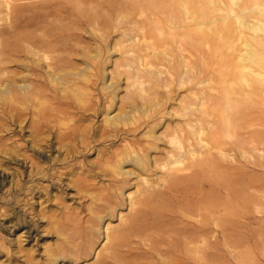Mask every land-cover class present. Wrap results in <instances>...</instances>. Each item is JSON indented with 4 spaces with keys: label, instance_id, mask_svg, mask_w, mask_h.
<instances>
[{
    "label": "rangeland",
    "instance_id": "rangeland-1",
    "mask_svg": "<svg viewBox=\"0 0 264 264\" xmlns=\"http://www.w3.org/2000/svg\"><path fill=\"white\" fill-rule=\"evenodd\" d=\"M215 4L0 0V92L71 127L0 108V264H264V0Z\"/></svg>",
    "mask_w": 264,
    "mask_h": 264
},
{
    "label": "bare ground",
    "instance_id": "bare-ground-1",
    "mask_svg": "<svg viewBox=\"0 0 264 264\" xmlns=\"http://www.w3.org/2000/svg\"><path fill=\"white\" fill-rule=\"evenodd\" d=\"M207 1H209V3H211V4H213V7L214 6L217 7V5L215 4V0H207ZM207 4L205 3V6ZM208 5L210 6V4H208ZM7 6H8V8L10 7L8 2H7ZM209 6H207V7L209 8ZM182 7H183L186 15L189 14L190 7L186 1H184L182 3ZM212 9H214V8H212ZM202 10H200V11H202ZM195 11H197V10H195ZM193 16H195V17L201 16L202 17V13H199V14L193 13ZM199 28L203 29V26H199ZM255 63L256 64L254 65V69H252V71H251L252 73L248 75V76L251 75L252 79L249 78L247 75L243 74L241 82L246 83L247 86L254 85L256 88H259L261 84H264V67H263V64L260 62H255ZM0 64H2V63H0ZM3 69L4 68L0 69V85L1 84L6 85V83H5L6 80L3 79V77L6 75V72L3 71ZM43 83H45V82L44 81H37L34 85V88L29 90L28 93L19 92L14 85L6 86L5 90L3 92H0V104H1L0 108H1L3 113L9 115L8 114V112H9V113L15 115L18 119L21 116H23L24 114H27V113L31 114L33 116L31 123L35 124L36 129H40L41 131L48 129L51 132L54 130L55 136L58 138H61L63 136V134L65 133V130L70 129L71 127H68V126H65V127L62 126L61 127L60 125L56 124V123H60V121L62 120V116H63L62 115V113H63L62 108H59L56 110V109L49 107L46 102H42V101L38 102L37 101L38 97L43 95L42 89H40L41 86L44 85ZM248 89H249V87L243 91L246 92ZM76 99L81 100V96L78 95ZM56 100L62 104L65 103V100L70 101V99L68 97L65 98L64 95L59 96L58 98L56 97ZM76 108H77V111H79V112H81V111H82V113L85 112V110L79 108L78 106H76ZM95 113H98L97 109H95ZM35 116H36V118H34ZM106 121L108 123L110 122L111 124L112 123L117 124L114 119L107 118ZM125 122H126L125 120H120V123H125ZM196 134H197V136H199L200 140L203 142V143L201 142L202 146H205L207 143H205V139H203V137H202L203 132H200V130H198L196 132ZM177 142L178 141L175 139L174 143H177ZM187 152H188V154L191 155L193 152V149L189 150ZM183 161H184V159H183ZM178 162H182V161L179 160ZM107 228H109V226H107Z\"/></svg>",
    "mask_w": 264,
    "mask_h": 264
}]
</instances>
